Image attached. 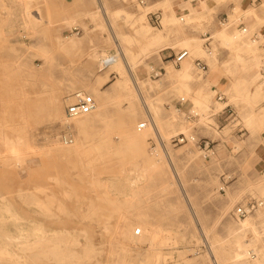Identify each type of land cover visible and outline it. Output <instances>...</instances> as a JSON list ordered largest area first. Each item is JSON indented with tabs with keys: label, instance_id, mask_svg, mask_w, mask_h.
<instances>
[{
	"label": "rangeland",
	"instance_id": "374dc122",
	"mask_svg": "<svg viewBox=\"0 0 264 264\" xmlns=\"http://www.w3.org/2000/svg\"><path fill=\"white\" fill-rule=\"evenodd\" d=\"M80 2L0 0V203L4 198L23 219L59 231L60 251L73 264H237L230 251L249 242L264 257V215L260 238L234 232L264 209L237 215L247 200L264 197V120L258 117L264 95L250 118V106L237 89L238 83L251 89L250 78L239 69L243 64L228 72L231 52L215 36L223 29L241 30L242 13L236 9L226 24L186 16L174 23L166 21L164 10L161 27H155L146 14L157 8L138 0H90L92 9L83 16L76 7ZM139 16L143 20L134 23ZM141 24L166 39L148 46L135 32ZM188 28L198 33L204 50H214L217 61L210 69L204 59L192 58L186 95L177 76L182 62H162L159 50H185L181 42ZM205 33L211 37L208 48ZM117 35L131 39L126 47L137 55L142 102L115 88L119 74H110V66L96 57L101 50L123 48ZM67 42L74 45L65 49ZM249 56L242 52L243 58ZM196 59L207 66L205 72L195 67ZM127 71L125 76L134 79ZM209 75L215 77L206 88L210 102L196 105L191 96ZM76 90L96 104L82 132L75 121L85 116L65 117ZM106 93L104 100L95 98ZM151 105L156 114H145L142 106ZM150 119L154 132L148 131ZM66 121L75 130L69 147L56 140ZM144 122L147 127L138 129ZM180 135L193 140L178 143ZM131 137L140 142L130 143ZM15 138L22 145L12 155L4 140ZM202 141L211 144L209 158L197 147ZM5 226L14 232L9 222ZM136 228L140 234L133 233ZM33 257L35 264H62Z\"/></svg>",
	"mask_w": 264,
	"mask_h": 264
},
{
	"label": "bare ground",
	"instance_id": "6f19581e",
	"mask_svg": "<svg viewBox=\"0 0 264 264\" xmlns=\"http://www.w3.org/2000/svg\"><path fill=\"white\" fill-rule=\"evenodd\" d=\"M191 13L192 16H187L188 18L199 19V14H198L199 12L197 13L196 10L194 11L192 10ZM114 16L115 17L120 16V11H116L114 13ZM142 20L143 17L139 16L138 18L134 19L133 22L138 24ZM166 21L178 23V21L180 22L182 21V17L177 18L174 14H172L171 17L166 19ZM146 28L147 26L141 24L140 26H137L135 32L138 36H140L141 38H145L147 40L149 44L148 46L159 44L164 39H166L165 36L162 35L161 33H157V32L152 33L149 32L148 30L149 28L147 29ZM250 30L251 28L248 26L246 30H239V32L237 33H232L231 29L228 28L217 32L215 36L218 39V41L221 42L222 45L226 46L231 52L229 63H231L233 67L231 66L227 67L228 72L232 73L236 69V64L238 65L242 62L243 66H240V68L239 67L238 68L242 72H245L250 78V83L252 86L251 89L245 91L243 90L245 88V84H239V83L237 89L240 95L238 96V98L243 99L244 103L250 106V113H251L250 118H252L254 116V106L257 104L258 100L260 99L264 91V76L260 73L261 69H259L262 68V70H264V65L259 67L260 62L258 59V54L261 52L258 49V45L264 42L262 38H260V43H258L254 39H251L249 35ZM114 39L117 40L119 39L123 44V48L122 46L120 47L116 45L117 46L116 53H110V51L108 52L106 50H101V52L98 55H96V57L99 60L102 59L100 62L103 67L110 66L112 70L110 74H112L113 72L116 75L119 74L120 79L118 80L115 88L117 87L125 88V91L130 93L129 94L130 96L134 97L139 102H142L140 98L141 95L143 94L144 88L138 77H136L137 72L135 71L136 68L138 67L137 55L132 54L130 50L126 47V45L130 43L131 39L124 37L122 35H117L114 37ZM69 44L71 46L74 45V43L72 42H67L64 44V48L65 49L71 48ZM181 46H183L185 50L180 51L179 54L183 51H186L188 53V56L181 61L182 63L180 62L182 68L180 72L177 74V76L183 79V81L185 82L183 88L186 91V95H188L187 82L192 80V75L190 73V67L193 62L192 58L204 59L209 65L210 69L214 68L217 59L214 50L212 52L204 50L201 42L196 38L183 39L181 42ZM145 50L146 49H144L143 51ZM242 52H246L247 54L250 55L251 58H255L254 64L247 65L246 61H244L242 57ZM105 62L107 64H105ZM124 69L126 71L130 70L134 79H131L130 77H128V75L125 76ZM214 79H215L214 76L209 75V77L206 80H204L201 83H197L195 95L194 97L191 96V99L196 105H204L210 102L209 99L211 95L206 91V88H207V84L212 83ZM106 80H108V74H106L103 77V81ZM77 92H81V91L76 90L75 93ZM109 94L110 93H106L102 97L95 96V98L98 99V101L104 100L109 96ZM142 107L145 114L147 113L156 114L155 113L156 108H154L153 105L149 106V108L147 107L146 109H144V106ZM221 108H222V104L219 103L216 106V109L219 110ZM90 113L82 115L85 116L84 119L75 121V126L78 127L80 132L84 131L85 129L84 125L85 123L88 122V117H89L88 114ZM53 117L58 118L57 109L54 111ZM258 117L264 120V112H262L261 115L258 114ZM148 125H149L148 131L152 130L154 132V125L152 124L151 119L149 120ZM60 127H63V129L69 127V129L73 131V132L71 131L73 138L71 143L63 144L61 142H58V139L56 138L57 142L67 147L73 146L72 144L74 143V138H75L74 137L75 130L73 126L69 123V121H66L62 123ZM129 142L136 143V142H140V140L138 139V137H131V139H129ZM4 143L8 152H10L12 155H17L19 149L18 146L22 145V139L21 138L5 139ZM162 149L164 152V156L167 157V159H171L168 152H166V149L165 150L164 148ZM173 176L177 181L178 180L180 181L177 173L174 174ZM262 208H264V206L260 207L259 210H261ZM15 211L13 210V207L11 209V206L8 204L7 201H5L4 198H1L0 264L3 263L30 264L31 262L33 263L35 262L34 259L36 257L34 258L33 256H40L41 258L47 261L51 259L54 262H59L62 264H73L72 260L66 258L67 254L60 251V245L59 242L57 241L59 238V231L47 229L44 225H42L38 221L23 219V217H21L19 214H17V211L16 212ZM263 215H264V209H262L260 212L257 211L255 217L253 218L249 217L241 221L239 227L234 232L236 233L237 236L239 235L244 237L246 234H250L255 239L260 238L264 234V233L262 234V232L260 231V221ZM7 222H9L13 226L14 228L13 233H10V231L6 229L5 225ZM136 230H138L137 234H140L141 229L140 228L134 229L133 231L134 234H136ZM230 259L237 264H264V257L261 253V250L258 247H256L255 243L253 242H249L248 244L242 243V245L238 243L237 248H234L233 250L230 251ZM157 260L158 259H156V261Z\"/></svg>",
	"mask_w": 264,
	"mask_h": 264
},
{
	"label": "crops",
	"instance_id": "0c3cea01",
	"mask_svg": "<svg viewBox=\"0 0 264 264\" xmlns=\"http://www.w3.org/2000/svg\"><path fill=\"white\" fill-rule=\"evenodd\" d=\"M74 1L75 0H70L71 4ZM78 1L79 2L81 1L79 5L76 6L80 11L79 14L82 16L88 14L92 9L91 2H89L90 0H78ZM142 6L146 8H157L156 11L154 12L160 13V25L158 27H161L164 10H166L165 16L167 18L171 17L172 14H174L176 17L192 16L191 11L196 10L197 13L199 12L198 14L200 19L210 18L212 22H215V21H219L224 16H227L228 19V17L232 15V13L236 9H238L242 13V15L238 19L239 23L237 25V28L241 27L244 28V30H246V28H248L249 26L251 28V30L249 31L250 38L256 40L258 43H260V38H262L264 42V0H207V1L195 0V2H191L190 0H145ZM149 13L150 12L146 14V19L150 22L151 18ZM74 29L78 30V34L81 32L79 28H73V30ZM231 31L232 33L239 32V30H237L236 28H232ZM205 34L206 36L210 37L209 34L207 33ZM197 35L198 33L195 30L188 28L186 30V35L184 38H195ZM204 35H202L203 41H204ZM205 48H208V46L206 47L205 45ZM258 49L261 51L258 54V59L262 63H264V57L262 56L264 54V43H260L258 45ZM159 53H160L159 57L162 62L163 60H167L169 58L171 59L172 62H174L173 61L174 56L179 54V53H175L173 49L169 46H165L162 49H160ZM243 59L244 61H246L247 65L254 64L255 61V58H251L250 56ZM240 64H242V62ZM260 73L264 76V70H262V68L260 70ZM159 74H161V72L158 73L157 76ZM262 95H264V91ZM263 106H264V102H263ZM261 138L264 142V131L261 133ZM260 158L261 160H264V148L262 149V154H260Z\"/></svg>",
	"mask_w": 264,
	"mask_h": 264
},
{
	"label": "built area",
	"instance_id": "2783aa9c",
	"mask_svg": "<svg viewBox=\"0 0 264 264\" xmlns=\"http://www.w3.org/2000/svg\"><path fill=\"white\" fill-rule=\"evenodd\" d=\"M191 2H195V0H190ZM139 4H143V0H139ZM150 15V22L152 25L158 27L160 25V13L153 12L149 13ZM228 21L227 16H224L222 19L219 20L220 24H226ZM241 30H244L242 28ZM73 31H76V34H78V30L74 29ZM210 37L204 35V44L209 46V41ZM188 56V53L186 51L181 52L179 55L174 56L173 58V63L175 65H179L180 62ZM195 67L202 72H205L207 66L200 60L196 59L194 61ZM105 64H107L105 62ZM156 76V75H154ZM75 101L74 103L69 104L66 106L65 109V116L67 119H74L76 117L82 116L84 114L90 113L95 109V101L93 97L85 92H77L74 94ZM69 125V124H68ZM147 124L141 123L138 125L139 129H144ZM58 139V142H61L63 144L71 143L72 142V132L69 129V127H66L62 129V131L57 135L56 137ZM193 140V138L187 139L184 135H180V138H178V143H187L188 141ZM210 142L209 141H202L201 143L197 142V147L201 152H203V157L204 158H209L211 154H214L212 151V148L210 147ZM264 206V197L259 200H247L241 207L237 209V215L239 217L244 218L246 215L251 213L252 211ZM138 233V230L136 234Z\"/></svg>",
	"mask_w": 264,
	"mask_h": 264
}]
</instances>
